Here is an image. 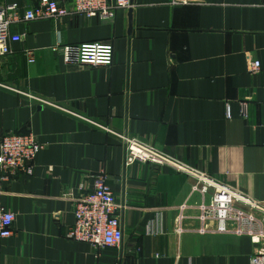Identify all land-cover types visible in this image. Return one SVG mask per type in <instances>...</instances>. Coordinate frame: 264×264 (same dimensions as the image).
Listing matches in <instances>:
<instances>
[{"label": "crops", "instance_id": "obj_1", "mask_svg": "<svg viewBox=\"0 0 264 264\" xmlns=\"http://www.w3.org/2000/svg\"><path fill=\"white\" fill-rule=\"evenodd\" d=\"M0 2L24 16L37 0ZM132 2L112 20L72 15L11 25L23 40L0 59V139L33 132L44 148L32 175L2 179L0 171V206L17 219L0 243V264H251L249 236L200 219L202 196L192 194L188 174L164 163L127 166L120 135L263 201L264 0ZM85 42L112 43L113 64L66 63L53 50ZM254 60L262 65L256 74ZM101 171L122 205L124 240L97 256L65 235L73 198Z\"/></svg>", "mask_w": 264, "mask_h": 264}, {"label": "built area", "instance_id": "obj_2", "mask_svg": "<svg viewBox=\"0 0 264 264\" xmlns=\"http://www.w3.org/2000/svg\"><path fill=\"white\" fill-rule=\"evenodd\" d=\"M179 1H174L178 3ZM133 7L132 0H73L71 6L60 0H37L36 5L27 9L21 16L17 4L0 2V59L13 52V45L23 40L20 34L11 32V25L21 21L37 19L59 20L72 15L98 17L100 20H112L120 8ZM55 51H61L66 63H80L93 66H111L114 61L112 43L85 42L77 46L55 45ZM33 48L25 49L30 63L35 62ZM260 60L250 63L249 71L259 73ZM249 102H241V113L248 115ZM230 115L229 106L227 116ZM125 149V164L136 162H156L185 172L194 181L193 193H200L201 203L197 206L200 219L216 221V231L247 235L256 244L251 264H264V200H257L230 184L211 177L203 171L193 169L173 160L138 138L120 135ZM44 145L33 132L6 133L0 139V171L2 179L20 174L32 175L35 160ZM74 200V223L66 232V238L81 241L92 246L97 256L108 247L120 248L123 245L124 229L121 221L122 205L118 203L114 190L108 181V175L101 171L94 176L93 188L81 193ZM187 207L186 204L182 209ZM16 214L0 206V243L14 233ZM202 232H209V226H203ZM1 247V244H0Z\"/></svg>", "mask_w": 264, "mask_h": 264}]
</instances>
